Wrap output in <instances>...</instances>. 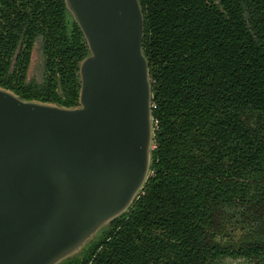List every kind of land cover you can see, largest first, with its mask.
<instances>
[{
	"label": "trees",
	"instance_id": "16d2710c",
	"mask_svg": "<svg viewBox=\"0 0 264 264\" xmlns=\"http://www.w3.org/2000/svg\"><path fill=\"white\" fill-rule=\"evenodd\" d=\"M138 1L149 173L126 212L56 264H264V0ZM86 54L63 0H0V87L73 106Z\"/></svg>",
	"mask_w": 264,
	"mask_h": 264
},
{
	"label": "water",
	"instance_id": "95a60500",
	"mask_svg": "<svg viewBox=\"0 0 264 264\" xmlns=\"http://www.w3.org/2000/svg\"><path fill=\"white\" fill-rule=\"evenodd\" d=\"M63 3L87 47L77 104L0 87V264H56L78 252L128 210L149 173L153 123L139 1Z\"/></svg>",
	"mask_w": 264,
	"mask_h": 264
},
{
	"label": "rangeland",
	"instance_id": "374dc122",
	"mask_svg": "<svg viewBox=\"0 0 264 264\" xmlns=\"http://www.w3.org/2000/svg\"><path fill=\"white\" fill-rule=\"evenodd\" d=\"M41 66H42V57L40 50L38 48V43L36 41L31 52V58L27 70L28 77H34L36 79H39L41 73ZM97 231L92 235V238L97 235ZM223 262L224 264H251L249 259L243 257L239 259L225 257L223 259Z\"/></svg>",
	"mask_w": 264,
	"mask_h": 264
}]
</instances>
